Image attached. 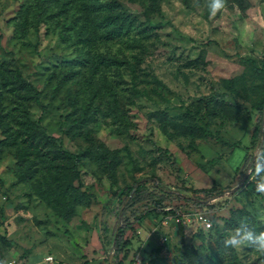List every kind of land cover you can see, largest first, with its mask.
I'll return each mask as SVG.
<instances>
[{
  "label": "rangeland",
  "instance_id": "374dc122",
  "mask_svg": "<svg viewBox=\"0 0 264 264\" xmlns=\"http://www.w3.org/2000/svg\"><path fill=\"white\" fill-rule=\"evenodd\" d=\"M247 60L264 67V0H0V264H113L112 194L155 179L220 189L203 202L219 198L211 227L176 220L187 200L139 203L121 264H264V154L253 174L244 163L264 145V75ZM32 128L52 144L33 145ZM54 148L78 154L68 179L89 201L45 169ZM51 159L69 172L72 158Z\"/></svg>",
  "mask_w": 264,
  "mask_h": 264
},
{
  "label": "trees",
  "instance_id": "16d2710c",
  "mask_svg": "<svg viewBox=\"0 0 264 264\" xmlns=\"http://www.w3.org/2000/svg\"><path fill=\"white\" fill-rule=\"evenodd\" d=\"M110 5V4H108ZM108 8L112 9L110 6ZM209 43V42H208ZM250 62L251 68L256 71L259 74L264 75V67H256L255 62L253 60H247ZM18 77H20V72L17 71ZM24 82V80H22ZM31 87L34 89V87L31 85ZM37 93V92H36ZM37 101V98H36ZM262 114H263V106L259 107V117L257 121V125L261 124L262 121ZM205 133L208 136H211V132L207 126L204 128ZM260 136V129L256 127L252 134H251V141H254ZM33 142L34 139H36V142H33V145H40L41 147H45L47 145L52 144L55 138L52 136H49L44 128L42 129H31V135L28 136ZM218 142H221L220 139L216 138ZM60 146V145H59ZM98 155L102 159V162L105 163L106 169H111L113 167V162L110 158H108V152L106 150H98ZM50 158L47 160V164L45 169L52 171V179L53 180H59L58 183H60V188L62 190V193L64 195H67L68 198H71L74 201H89V198L92 197V194H88L81 190L80 186H74L71 184L68 177H73V179L79 178V171L77 169V163H78V154H72L68 153L62 148H54V149H48L45 152ZM264 154V145L262 146V150L256 159L253 168L251 170L250 174H253L257 169L260 168L262 162L260 160V157ZM55 159L56 157L63 159V158H72V163L69 166L68 171L69 172H63L61 169L57 168L58 164L54 163L52 161V158ZM252 156H245L244 163H248ZM173 163L175 164V161L173 160ZM32 166L27 165V167H24V170L17 174V176L20 179H24V177H31ZM43 184L47 187L48 191L56 192L54 188L51 187V183L49 179L46 176H42V180L39 181L38 186H43ZM145 183H138L136 186L132 187H123V188H117L114 190L110 203H116V215H118L120 211V217H118V222L115 225L113 229V264H121L119 261V253L122 247L125 245L126 241L124 239V236L127 231H132L134 229V224L136 222H139L142 218L141 214H136V210L134 207L142 203L144 201H149L151 203V209L152 211H158L162 209V202H172L176 198L182 199L184 201H191L193 203H203L204 199L212 196L213 194H220L221 190L218 188H199L195 189L194 196H185L184 194H181L180 192L173 190V189H166L161 186L158 179H155L152 183V189L146 188ZM131 194V196H130ZM58 203L61 209L57 208L58 214L60 218L63 220H67L72 215V212H70L71 207L67 205V199L66 198H58ZM215 205V204H213ZM3 215V214H2ZM242 221H244V217L241 215ZM5 240V238H2ZM7 241V240H5ZM8 243H12V241H7ZM27 251L25 250L21 256V260H23L26 256Z\"/></svg>",
  "mask_w": 264,
  "mask_h": 264
},
{
  "label": "built area",
  "instance_id": "2783aa9c",
  "mask_svg": "<svg viewBox=\"0 0 264 264\" xmlns=\"http://www.w3.org/2000/svg\"><path fill=\"white\" fill-rule=\"evenodd\" d=\"M261 152V151H260ZM260 154V153H259ZM258 154V156H259ZM257 156V158H258ZM250 159L251 162L248 165V171L251 173V170L253 168V165L256 161V159ZM218 196H214L212 198H210L209 200H207V204L205 203H193V202H188L185 203L183 202V204H179L178 209L175 210L174 209V213H175V218L176 220H180V219H192L193 221H195L198 225H200L202 228L205 229H209L211 227V219L212 216L210 215V212H212L211 210H209L208 206H211L213 204H215V201L219 198H217ZM181 205L186 206L185 209L181 208ZM169 209V208H167ZM172 209V208H170ZM129 264H143L139 259L135 260L132 263Z\"/></svg>",
  "mask_w": 264,
  "mask_h": 264
},
{
  "label": "water",
  "instance_id": "95a60500",
  "mask_svg": "<svg viewBox=\"0 0 264 264\" xmlns=\"http://www.w3.org/2000/svg\"><path fill=\"white\" fill-rule=\"evenodd\" d=\"M262 118H263V121H264V109H263ZM260 151H261V146L259 147L258 152L252 157V159H255L258 156V154L260 153ZM130 196H131V194H130ZM118 216L120 217V211L118 213ZM112 249H113V244H112ZM112 255H113V250H112V253L109 256V260L111 259Z\"/></svg>",
  "mask_w": 264,
  "mask_h": 264
}]
</instances>
